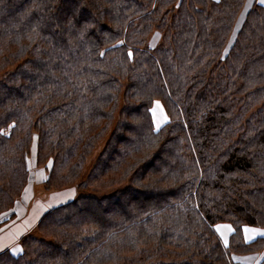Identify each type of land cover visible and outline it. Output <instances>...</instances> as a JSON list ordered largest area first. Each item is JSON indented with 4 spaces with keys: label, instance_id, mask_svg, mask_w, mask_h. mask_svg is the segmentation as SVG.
I'll use <instances>...</instances> for the list:
<instances>
[{
    "label": "trees",
    "instance_id": "obj_1",
    "mask_svg": "<svg viewBox=\"0 0 264 264\" xmlns=\"http://www.w3.org/2000/svg\"><path fill=\"white\" fill-rule=\"evenodd\" d=\"M245 4L0 0V214L31 153L45 190L104 191L50 206L0 264H264L243 235L264 232V5Z\"/></svg>",
    "mask_w": 264,
    "mask_h": 264
},
{
    "label": "rangeland",
    "instance_id": "obj_2",
    "mask_svg": "<svg viewBox=\"0 0 264 264\" xmlns=\"http://www.w3.org/2000/svg\"><path fill=\"white\" fill-rule=\"evenodd\" d=\"M250 4L251 0H246V4L244 7L249 8ZM155 34L153 35V37L152 35L150 37L151 43H154L158 39V35ZM151 113L155 128H158L162 123L165 122L166 115L159 102L154 101L151 107ZM29 167L30 171L28 182L24 186L20 198L16 201L14 205V208H16V211L15 209H13L14 216H10L8 212H3L0 214V232L2 233L4 231L9 230L16 236L18 233L21 232H25V234H37L39 233V230L36 226L38 218L51 205L56 204V202L62 200L66 201L69 199L68 197H70L72 194L75 196L78 192L81 191H94L97 193L104 192L99 190L97 191L91 187L82 188L77 191L75 186H67L54 190H45L43 188L42 181L43 178L46 176V170L36 165L35 160L33 158V153H31L29 157ZM66 197L68 199H66ZM249 258L251 259L252 257H241L239 259L249 260Z\"/></svg>",
    "mask_w": 264,
    "mask_h": 264
},
{
    "label": "crops",
    "instance_id": "obj_3",
    "mask_svg": "<svg viewBox=\"0 0 264 264\" xmlns=\"http://www.w3.org/2000/svg\"><path fill=\"white\" fill-rule=\"evenodd\" d=\"M253 3H259V4L264 5V3H261V0H251L250 5H252ZM75 196L72 194L70 197H68L69 199L66 197V199H68V200H66V201L62 200V201L56 202V204H53L51 206L67 202V201L73 199ZM14 209L16 211V208H14ZM215 228H216V232L218 233L222 243L225 244L227 242L229 233L231 232V226L228 223H219L215 226ZM245 228L249 229V231L247 233H245V231H244ZM253 230H255V231H253ZM260 232H262V231L259 230L258 228H253L252 226L249 227L248 225H245L243 227V235H244V238L246 240H250V239L258 236ZM24 234H25V232H23V233L21 232V233H18L16 236L15 234L11 233L9 230L4 231L3 233L0 232V252L3 250H6V249L12 250L14 252L19 250L18 241Z\"/></svg>",
    "mask_w": 264,
    "mask_h": 264
},
{
    "label": "snow or ice",
    "instance_id": "obj_4",
    "mask_svg": "<svg viewBox=\"0 0 264 264\" xmlns=\"http://www.w3.org/2000/svg\"><path fill=\"white\" fill-rule=\"evenodd\" d=\"M261 3H264V0H261ZM131 55H132V53L130 52L129 56H131ZM244 231H245V233H247L249 231V229L245 228ZM253 231H255V230H253ZM259 235L264 236V232H260Z\"/></svg>",
    "mask_w": 264,
    "mask_h": 264
}]
</instances>
